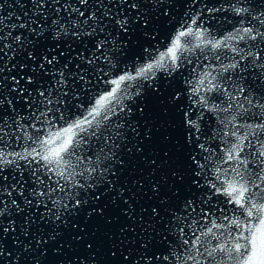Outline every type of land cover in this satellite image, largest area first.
Wrapping results in <instances>:
<instances>
[{"label":"water","instance_id":"water-1","mask_svg":"<svg viewBox=\"0 0 264 264\" xmlns=\"http://www.w3.org/2000/svg\"><path fill=\"white\" fill-rule=\"evenodd\" d=\"M34 2L0 0V31L4 30L3 22L9 29L19 23L17 17L25 22L34 19L38 11ZM50 2L63 7L58 13L50 8L40 10L44 16L66 26V30L79 25L84 34L79 39L67 34L57 36L54 25L46 26L43 31L51 35L40 43L56 57L54 64L46 72L37 70L31 85L21 81L20 87L30 93L27 104L16 93L10 97L16 100L14 110L0 103V180L7 177L0 200L10 202L18 197L31 217L36 212L25 207L24 197L32 198L33 190L56 189L48 201L54 219L55 209L67 202V192L58 187L65 185L70 191L80 192L88 204L70 216L61 212L63 223L41 226L48 235L53 234L52 227L59 233L56 249L49 247L42 255L32 242V250L21 257L11 237L7 246L21 257V264H32L33 260L41 264H79L84 258L85 264H243L251 253L252 235L264 220V211L253 209L248 215L252 204H264V157L258 155L264 153V0H162L168 6L167 15L154 6L158 0H138L143 5L140 13L151 22L147 29L134 26L123 39L104 13L125 12L120 8L124 0H87L83 5L78 0ZM100 4L104 7L97 8ZM239 8L246 11L238 12ZM79 11L96 13V18L85 24ZM126 14L134 19L133 11ZM97 20H103V32L97 28L93 35H87ZM188 28L191 32L180 38L181 48L176 54L179 68L166 60L164 67L153 69L147 78L128 82L131 87L119 105L125 111L119 128L122 148L116 157V162L122 158L125 164L111 177L118 181L115 189L101 188L99 201L91 192L72 189L73 184L88 180L89 161L81 159L78 164L77 158L86 156L89 150H78L68 170L73 177L69 178L67 172L62 177L58 174L61 168L48 165L36 155L44 152L42 142L85 114L98 95L110 89L105 81L118 74L117 68L132 72L158 60L178 32ZM245 29L252 31L246 33ZM57 39L61 43L54 44ZM105 40V48L95 47ZM9 60L16 65L24 63V71L32 70L23 52L18 51L14 59L9 53V59L3 60L11 67ZM61 72L64 79L57 84ZM17 74L23 75L18 67L11 73L0 67V76H8V83L0 82V87H7L11 75ZM38 85L43 86L45 97L35 90ZM113 107L119 111L116 105ZM129 107L131 115L127 113ZM185 113L198 133L187 125ZM111 123L114 132L119 122L113 119ZM131 127L138 129L139 138L130 132ZM125 139L129 142L123 147ZM90 144L93 160L100 148L107 154L108 146L102 141L93 139ZM136 144L142 151L135 150ZM109 166L116 167V163ZM16 182L24 183L23 196ZM152 183L158 184V192L152 189ZM241 185L247 192L237 204L233 196L238 192L230 194L228 190ZM8 186L15 189L11 195ZM117 190L124 192V200L118 192L113 199L112 193ZM40 200L43 203L45 197ZM91 207H99L103 214L97 211L89 216ZM39 211L46 209L41 207ZM15 218L17 224L23 219ZM87 244H91L90 249ZM124 257H128L127 262ZM3 264L9 262L4 260Z\"/></svg>","mask_w":264,"mask_h":264},{"label":"snow or ice","instance_id":"snow-or-ice-1","mask_svg":"<svg viewBox=\"0 0 264 264\" xmlns=\"http://www.w3.org/2000/svg\"><path fill=\"white\" fill-rule=\"evenodd\" d=\"M80 4H86L87 0H78ZM143 5L138 2V0H124V4L120 5V8H124L125 12L121 13L119 10L117 13L113 14L111 12H105L104 17L110 19L113 23L115 30L122 34L121 39L128 37L130 31L134 26H139L141 28L147 29L150 24V19L145 17L144 14L140 13V7ZM159 7L161 12L167 15L166 8L167 5H163L162 0H158V3L154 5ZM2 7V5H0ZM33 7L38 11L34 19H31L28 22H25L22 18L17 17L16 19L19 23L13 24L9 29L6 22H3V31H0V67L7 69L9 73L14 68H19L23 75H11V83L7 87H0V103L4 107L15 109V98H10L12 93H16L18 96L22 97L24 102L27 104L29 101V94L25 93V89L20 87L21 81H24L26 84L31 85L33 83V77L37 70L41 72H46L48 66L54 64L56 57L52 56L48 49H45L41 46L40 41L47 39L51 35V32H44L43 29L46 26H53V30L56 31L57 36L63 34L70 35L74 39H79L84 33L80 30V26H73L71 29L66 30V26L62 24H56L54 20H51L50 17L44 16L42 9L50 8L54 13H58L63 5L52 4L50 0H35ZM97 8L104 7L103 4L96 5ZM111 7V6H109ZM127 11H133L134 19L129 17L126 13ZM238 12L246 11V9L239 8ZM78 15L84 20L85 24L89 20L96 18V13L86 14L84 11H79ZM44 16V19L41 20L40 17ZM143 17V19H142ZM9 18L11 15L9 14ZM51 21V24L49 23ZM103 23V20H97L96 25L90 29L87 35H93L97 28H100V25ZM195 23V21H193ZM185 28V25L181 26ZM20 29L21 31L17 32L16 30ZM27 31L28 36L24 35V32ZM100 31L103 32V28H100ZM251 29H245V32H251ZM191 29L188 28L186 31L181 30L178 32L177 36L174 37L171 41L170 46L165 52H161L159 59L153 62H148L143 64L138 68H133L132 72H129L127 68L121 70L116 69L118 74H114V78L108 81H105L106 84L111 85L110 89L105 91L103 94L98 95L94 100V103L91 104L90 108L85 109V114H82L80 118L74 120L67 127L55 133L54 136L46 139L42 142L44 149L42 153H36L41 159L47 162L48 165H56L57 168H61V171L58 173L60 176H64L65 173H68V177L72 178L73 174L68 170L72 167L71 159L77 155V151L83 152L85 148L89 150L88 154L84 157L77 158V163L81 162V159H87L89 161V167L87 169L88 180L84 183H75L72 185V189H81L85 193L91 192L94 200L99 201L101 196L99 191L103 189H115L116 183L118 181L113 180L111 177H115L117 171L120 168L124 167L125 161L121 158L116 162V157L119 155V152L122 148L121 143L118 141L121 139L120 136V125L123 122V113L125 111L124 107H120L122 97L127 95V89L131 86L128 84L129 81H134L138 77L147 78V74L152 72L153 69L164 67L165 61L170 60L172 66L179 68L177 63V51L181 48L180 38L189 35ZM253 39L255 37L253 36ZM61 43L60 39L54 41V44ZM107 41L99 42L95 45L97 49H103L106 46ZM115 46V45H114ZM215 46V45H214ZM119 49H124V44H119ZM20 51L27 56L28 60L31 61L33 67L31 71H24L25 64L21 63L16 65L11 63V67H8V64H4L3 60L9 59V53L12 54V59L15 58L16 53ZM147 51V50H145ZM118 54V53H117ZM62 55V53H61ZM242 59L244 57H241ZM106 61L108 57H105ZM91 63V61H89ZM119 63V62H117ZM115 67V65H110ZM64 67H67L65 64ZM232 67H236L233 65ZM134 73V74H132ZM60 80L57 81V84H60L63 79V72L59 73ZM82 80L83 77L81 76ZM0 82L7 84L8 76H0ZM123 85V88L121 87ZM43 86L38 85L35 89L39 96L45 97V91L42 90ZM158 90V89H157ZM240 91H243L241 88ZM66 95V93H65ZM179 97V93L176 94V98ZM50 102V101H49ZM113 105H116L119 108V111L116 110ZM142 111V109H141ZM132 109L127 108V113L131 115ZM186 117V123L189 128H196L195 123L188 119V113L184 114ZM116 119L119 123L116 126V131H111L113 125L111 121ZM197 133L199 129L196 128ZM130 132L135 134L139 138V132L136 127H131ZM111 133V134H109ZM83 134V135H82ZM115 136V139H113ZM79 137V138H77ZM102 141V143L107 147V154L105 153L104 148H100L99 153L95 155V160L92 159L91 153V140ZM127 139L124 140L123 147L127 146ZM135 150L137 152L142 151V148L139 144L135 145ZM130 152L131 149H128ZM261 157H264V153L258 154ZM68 157V160H65V157ZM229 159H232V156H229ZM116 163V167H110L112 163ZM11 163V161H9ZM155 164V161H153ZM54 170V169H50ZM35 175V173H34ZM81 178H83V173H81ZM264 179V177H261ZM7 177L0 180V191L4 190L6 185ZM20 189V196H23L24 192V183L16 182ZM61 192H67V202L62 203L60 208L55 209V218L54 209L49 208L48 201L51 199V195L56 191V189H49L47 191H36L33 190L32 198L24 197V205L29 209V211H35V216H29L24 212V208L21 207L18 197H14L9 202L8 200H0V264H3L4 260H7L9 264H21V257L30 252L33 248V243L39 246L41 254H45L49 247H52V250L56 249L54 246L59 243V233L56 232L55 227L51 228L53 232L52 235H48L47 232L42 230V225H53L55 222L63 223L60 213L62 212L65 215L70 216L72 213L82 210L84 205L88 204V200L81 199L80 192L70 191L66 188L65 185H58ZM152 189L156 192L159 191V186L157 183H152ZM14 187L8 186V194L11 195V192L14 191ZM95 190V191H94ZM229 193H237L234 195L233 199L237 204L242 203L245 192L247 188L243 185L239 189L233 188L230 186ZM117 192L119 198L124 200V192L122 190H117L112 193V197L115 200ZM40 197H45L43 203L40 200ZM35 201V206L34 205ZM54 205L56 201L52 202ZM126 203V201H125ZM43 207L46 209L45 212H40L39 209ZM253 209H256L257 212L264 211V204L256 205L252 204L248 209V215L253 214ZM100 211L102 215V210L99 207H91L88 215H92L93 212ZM152 213L157 214V209L152 208ZM127 209H125V214ZM14 214V215H13ZM16 216H22L23 219L20 224H17ZM39 221L40 223H37ZM261 228L257 229L252 235L251 239V253L243 261V264H264V220H261ZM76 226L73 224V228ZM211 231V229H209ZM11 237V243L16 251L21 252V257H16L15 252L12 248L7 246V242ZM21 237L24 238L22 243ZM79 237H77L78 239ZM51 242V243H50ZM148 241H144V245H147ZM185 244L188 243L187 240L184 241ZM87 249L91 248V244L86 245ZM240 245H236V251L239 252ZM211 255V253H209ZM191 258V257H190ZM125 261H128V257H124ZM85 260L81 259L79 264H85ZM32 264H41L40 260H33Z\"/></svg>","mask_w":264,"mask_h":264}]
</instances>
